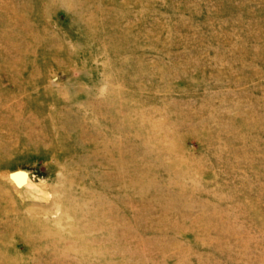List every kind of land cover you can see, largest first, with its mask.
Here are the masks:
<instances>
[{
	"label": "rangeland",
	"instance_id": "1",
	"mask_svg": "<svg viewBox=\"0 0 264 264\" xmlns=\"http://www.w3.org/2000/svg\"><path fill=\"white\" fill-rule=\"evenodd\" d=\"M0 264H264V0H0Z\"/></svg>",
	"mask_w": 264,
	"mask_h": 264
},
{
	"label": "bare ground",
	"instance_id": "2",
	"mask_svg": "<svg viewBox=\"0 0 264 264\" xmlns=\"http://www.w3.org/2000/svg\"><path fill=\"white\" fill-rule=\"evenodd\" d=\"M13 176V175H12ZM15 176V175H14ZM21 178V177H20ZM17 180H18V178H17ZM22 180V179H21Z\"/></svg>",
	"mask_w": 264,
	"mask_h": 264
}]
</instances>
